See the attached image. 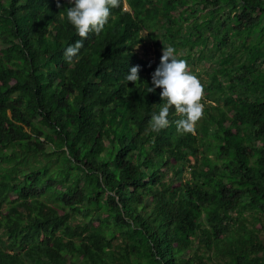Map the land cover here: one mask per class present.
<instances>
[{"label":"trees","instance_id":"1","mask_svg":"<svg viewBox=\"0 0 264 264\" xmlns=\"http://www.w3.org/2000/svg\"><path fill=\"white\" fill-rule=\"evenodd\" d=\"M70 6L0 0V264H264V0H119L83 38ZM167 46L207 74L192 132L149 125Z\"/></svg>","mask_w":264,"mask_h":264},{"label":"clouds","instance_id":"2","mask_svg":"<svg viewBox=\"0 0 264 264\" xmlns=\"http://www.w3.org/2000/svg\"><path fill=\"white\" fill-rule=\"evenodd\" d=\"M71 5L66 11L69 23L80 37H87L89 32L100 33L104 28L110 9L117 7L119 0H68ZM83 45L77 40L64 50V57L71 61ZM140 66H131L125 76L126 82L139 80ZM152 87L148 92L161 89L159 95L165 101L158 113H153L149 125L153 131H159L169 125V107L174 106L181 118L175 121L178 131L192 132L195 122L203 114L204 105L200 102L202 85L199 79L188 71L186 61L178 59L172 46L163 47L162 55L155 70L151 73Z\"/></svg>","mask_w":264,"mask_h":264},{"label":"rangeland","instance_id":"3","mask_svg":"<svg viewBox=\"0 0 264 264\" xmlns=\"http://www.w3.org/2000/svg\"><path fill=\"white\" fill-rule=\"evenodd\" d=\"M143 34H147V32L143 33ZM2 47L0 46V49ZM136 51L139 53V55L142 58L148 59V60H155L156 55H155V48L153 47L152 43L149 41H144L143 43H141L137 48ZM202 72H205L204 70H202ZM205 76L207 75L206 73L204 74ZM204 75H201L199 77H197L198 79H202L205 78Z\"/></svg>","mask_w":264,"mask_h":264}]
</instances>
